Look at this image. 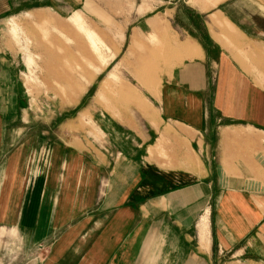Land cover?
<instances>
[{
    "label": "crops",
    "instance_id": "obj_1",
    "mask_svg": "<svg viewBox=\"0 0 264 264\" xmlns=\"http://www.w3.org/2000/svg\"><path fill=\"white\" fill-rule=\"evenodd\" d=\"M127 1L115 57L152 40L178 60L119 83L135 118L100 109L96 130L85 114L97 139L74 114L50 138L23 137V65L0 44V246L49 242L45 259L18 264H264V0ZM87 3L0 0V23L59 21Z\"/></svg>",
    "mask_w": 264,
    "mask_h": 264
},
{
    "label": "rangeland",
    "instance_id": "obj_2",
    "mask_svg": "<svg viewBox=\"0 0 264 264\" xmlns=\"http://www.w3.org/2000/svg\"><path fill=\"white\" fill-rule=\"evenodd\" d=\"M126 1L94 0L93 12L88 0L83 11L59 21L51 16L39 18L33 14L3 18L0 44L8 54H17L23 65L20 78L28 98L23 137L35 139L44 130L50 138L52 122L65 114L70 115H65L64 120L76 117L73 122L76 130L87 131L96 139L98 131H89L85 125L80 127L85 114L84 122L89 120L96 130L91 113L100 109L123 118H135L134 112L127 110L128 107L118 100L121 98L119 83H135L132 78L142 81L144 76L150 78L152 72H158L164 66L171 67L178 59L174 57L167 62L160 53L164 51L163 45L152 40L130 47L126 58L119 60L115 57L121 46L118 40L121 31L116 27L114 17L116 14L125 15L124 6L129 5ZM154 45L157 46L154 50L159 51L158 56L151 54L150 47ZM135 52L142 56H134ZM106 82L110 84L99 96V89ZM138 90L143 92L146 88ZM87 106L88 110L77 116ZM43 147L33 160L34 178L48 165L50 145ZM48 247V241L38 242L34 247L27 246L20 239L6 241L0 246V264L43 260L49 253Z\"/></svg>",
    "mask_w": 264,
    "mask_h": 264
}]
</instances>
